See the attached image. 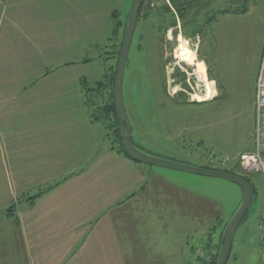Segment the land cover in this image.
<instances>
[{
  "label": "rangeland",
  "instance_id": "374dc122",
  "mask_svg": "<svg viewBox=\"0 0 264 264\" xmlns=\"http://www.w3.org/2000/svg\"><path fill=\"white\" fill-rule=\"evenodd\" d=\"M170 2L145 0L143 13L157 10ZM132 3L133 0H101V6L95 8L94 12L92 9L86 17L82 24L84 29L80 28L74 34L80 42L79 55L75 53V48L71 49L69 55L68 44L54 49L53 53L49 50L39 52L41 55H38L37 62L41 61V66L54 63L50 65L49 72L36 73L37 83L42 84L48 78L57 92L61 91L65 98L71 99L75 114L73 112L74 118L69 122L75 125L78 122L79 127H83V119L91 125L93 120L90 116L98 108L104 107L105 101L108 102L110 88L106 91L104 81L117 64L116 52L123 32L117 27L118 19H114L113 13L117 11L119 19L125 20ZM228 6L227 0H219L213 5L216 9H226ZM144 14L136 27L123 80V98L132 126L133 141L156 156L175 154L172 152L176 148L183 160L194 154L190 147H198L199 150L203 147L207 162L204 164V157L200 153L194 154L192 162L209 167L206 150L240 144L242 137L239 132L244 121L232 118L241 111L237 104L224 103L223 99L202 104L194 98L195 95L206 94V88L198 77L203 81L206 79L201 77L197 65L203 63L200 58L204 57L206 48L207 31L204 25L209 19L208 15L195 17L193 14L187 18L186 25L177 18V27L165 31L156 17L148 19ZM69 15L72 18L69 19ZM250 16L254 17L252 14ZM75 18L77 16L73 10L67 11L68 20ZM248 19L253 21L255 32L247 41L246 49L251 51L250 55L255 60L260 48L262 50L264 47V37L260 33L259 20ZM241 25L246 27V20ZM182 41L187 48L196 52V58L192 61L182 56ZM218 46L223 45L220 43ZM184 74L189 90L180 83ZM173 81L174 87L170 88ZM210 86L215 93L214 84ZM187 101L194 103L176 105ZM54 115H58L56 109ZM253 117L255 132V113L243 118L253 122ZM103 122H100L101 138L96 126H90L93 143L99 149L89 148L90 138L86 131L87 147L81 150L85 152L86 160L84 163L80 161L85 166L74 170H81L78 185L69 176L70 182L51 198L50 203L38 206L31 212H28L30 208H22V213H19L30 238L31 257L26 263L76 264L90 256L108 255L113 251L118 253V244L113 243L121 242L122 236L126 239L127 235L130 236L128 240L155 241L162 247L164 242L179 241L195 245L198 256L205 252L199 259L200 264L210 263L220 245L221 233L242 202V187L223 179L137 164L109 147L114 139L109 128L114 122ZM94 162L95 166L92 165ZM228 170L248 177L256 189L252 208L235 234L228 264H247L249 260L254 264H264L260 240H257L259 224L264 219V175H249L233 167ZM120 226L128 231L121 232ZM131 227H134L133 231ZM107 228L112 231L108 232ZM23 235L24 232L18 235L21 238L18 249H24ZM61 236H64V243L68 246L53 245L59 244L58 237ZM252 236L256 240L255 245L247 248L242 241ZM109 239L111 244L107 253H104V247L100 249L92 245ZM185 252L190 255L188 248ZM23 256H27L26 250ZM6 257L2 247L0 261Z\"/></svg>",
  "mask_w": 264,
  "mask_h": 264
},
{
  "label": "crops",
  "instance_id": "0c3cea01",
  "mask_svg": "<svg viewBox=\"0 0 264 264\" xmlns=\"http://www.w3.org/2000/svg\"><path fill=\"white\" fill-rule=\"evenodd\" d=\"M100 6L101 0H0V249L4 247L7 255L0 264H28L26 260L31 257L30 238L27 227L19 217L22 208H30L28 212H31L38 206L50 203L53 200L51 198L64 190L70 182L69 176H72V181L78 185L81 170H74L85 166L80 161L84 163L86 160L85 152L81 150L87 147V132L90 138L89 148H100L93 143L91 127L96 126L100 136L101 123L91 121L92 124L89 125L83 119V127H79L78 122L77 125L69 122L74 118L71 99L65 98L61 91L57 92L56 87L48 82V78H45L42 84L37 83L35 78L39 73L49 72L50 65L54 63L41 66V61L37 62L40 51L49 50L53 53L54 49L58 50L68 44L69 55L72 48H75V53L79 55L80 42L74 34H77L80 28L84 29L82 24L86 17L92 9L94 12V9ZM70 10L75 12L77 18L67 19V11ZM251 14L254 17L250 16ZM68 18L72 16L69 15ZM247 18L259 20V28L262 31L260 33L264 37V0H251L246 13L218 15L206 28V48L204 57L200 58L205 66V77L214 84L215 89L213 99H207L202 104L223 99L224 103L237 104L241 109L239 114L232 116L233 119L244 121V126L239 132L241 143L230 148L216 146L217 149H209L232 158H238L241 154L251 151L255 135L254 117L253 122L243 117L249 113L254 116L255 113L257 78L264 47L262 50L260 48L257 58L253 60L246 44L252 38L255 27L253 21ZM243 20H246V27L241 25ZM220 43L223 46L217 47ZM191 103L194 101L176 105ZM55 109L58 115H54ZM109 147L113 145L109 144ZM189 149L204 157L203 147L200 150L198 147ZM177 151L178 149L174 148L172 153L175 154L160 156L202 167L192 162V159H195L193 153L192 157L186 156L183 160ZM205 162L207 161L204 157V164ZM92 165L95 166V162ZM232 167H236V161L232 163ZM32 198L35 199L29 200ZM12 206L15 216L6 213ZM14 218H17L18 222H15ZM119 228L121 232L128 231L124 226ZM131 228L133 231L134 227ZM107 230L112 231L108 228ZM21 232H24V249H18L21 241L18 235ZM129 237L127 235L125 239V236H122L121 242L113 243L118 244V253L113 251L108 255L90 256L76 264H200L199 259L205 254L203 251L204 254L198 256L196 246L186 242H164L162 247L155 241H133L128 240ZM58 238L59 244L53 245L68 246L64 243V236ZM106 240L92 245L100 249L104 247V253H107L111 240ZM257 240L259 241L258 238ZM255 242L252 236L244 238L242 244L252 248ZM187 248L190 255L185 252ZM259 248L261 251L260 242ZM25 250L27 256H23ZM247 264L254 263L249 260Z\"/></svg>",
  "mask_w": 264,
  "mask_h": 264
},
{
  "label": "water",
  "instance_id": "95a60500",
  "mask_svg": "<svg viewBox=\"0 0 264 264\" xmlns=\"http://www.w3.org/2000/svg\"><path fill=\"white\" fill-rule=\"evenodd\" d=\"M142 2L143 0H133V3L128 12L123 46L117 66V73L114 86V101L117 116L119 119V130L121 134L122 143L126 152L140 164L148 165L151 167L165 168L176 172H183L203 177L223 179L242 187V202L235 214L230 219V221L226 224L220 241V248L216 264H227L231 256L235 234L242 221L245 219V217L252 208L255 194L251 183L246 178L229 173L228 171L207 169L150 154L144 149L139 148L131 140L133 138L132 126L129 123L124 104L123 80L133 37L138 24V16ZM198 79L200 82H202L199 77ZM174 83V81L170 82V88H172V86L174 87Z\"/></svg>",
  "mask_w": 264,
  "mask_h": 264
},
{
  "label": "trees",
  "instance_id": "16d2710c",
  "mask_svg": "<svg viewBox=\"0 0 264 264\" xmlns=\"http://www.w3.org/2000/svg\"><path fill=\"white\" fill-rule=\"evenodd\" d=\"M227 1L229 2V6L225 7L226 9H216L213 7V5H215L216 2H219V0H171V2L169 4L170 6L164 4L161 7H159L157 10L156 9L155 10H147L144 14L143 11L145 8V5H144L145 0H143L140 11H139L138 22L141 19L142 14H144V16L148 19L154 16L163 24L165 31H166L170 27L171 28L177 27V18L181 19L184 22V25H186L187 18H189L191 15L193 16V14L195 17H199L202 15H208L209 19L206 21V23L204 25V27L207 28L217 18L218 15H222L225 13L240 15V14L246 13L249 9L250 2H251V0H227ZM116 12L117 11H114L113 17H114V19H118L117 20V23H118L117 27L120 30L123 29V32H122V41L119 44L117 52H116V57L118 58L117 64L115 65L114 69L111 70V72L109 74V78H107L109 80L106 79V81H104L106 84L105 85L106 91L108 90V88H110V92H109L110 96H109L108 102L105 101L106 105L104 107H100V109L98 108V110H100V113H98V110H96L95 113L90 116V118H92L93 122L104 123L103 121H105V120H107V122H109V121L114 122L112 124V128H109L111 134L114 137V139L110 138V139H112V142H113L112 149L116 150L120 154H123L126 158L130 159L131 161H133L137 164H140L138 161H136L134 158H132L124 149L122 139H121L120 130H119V119L117 116L115 101H114V86H115V79H116V73H117V66H118V62H119V58H120L121 50H122V46H123L126 19H127V18H125V20H120L119 15ZM188 24H190V23H188ZM195 24L199 25L197 23H195ZM118 34L119 33L117 32V35ZM86 62H88V60H86ZM182 80L184 81L183 85H185L186 88L189 89V87L185 81L186 80L185 74L182 75ZM98 85L103 86L102 83H99ZM111 129H112V131H111ZM108 136L111 137L110 134ZM131 140L134 143L133 138ZM137 146L139 148H141L139 145H137ZM208 163L210 166L206 167L207 169L222 170L220 168L213 167L210 164L209 160H208ZM233 168L238 169L237 166L233 167ZM223 171H228L229 173L238 175L234 172L235 170H233V171L223 170ZM239 176H241V175H239ZM241 177H243V176H241ZM244 178H246V177H244ZM246 179L251 183L253 190H254V194H255L256 189H255L254 185L252 184L251 180L248 177ZM35 198L29 199V200H33ZM6 213L11 215V216H15L14 206L10 207L6 211ZM14 220H15V222H18L17 218H14ZM222 233H221L220 238L222 237ZM219 248H220V245L218 246V250H217L216 254H214L212 256L213 258H212L211 262L208 264H216L217 258H218V253H219ZM204 264H207V263H204Z\"/></svg>",
  "mask_w": 264,
  "mask_h": 264
},
{
  "label": "built area",
  "instance_id": "2783aa9c",
  "mask_svg": "<svg viewBox=\"0 0 264 264\" xmlns=\"http://www.w3.org/2000/svg\"><path fill=\"white\" fill-rule=\"evenodd\" d=\"M207 158L215 168L228 170L236 161L238 169L246 174L264 175V50L262 53L256 89L255 101V135L251 151L232 158L217 154L212 150L207 151ZM259 240L261 245L262 259L264 260V219L259 224Z\"/></svg>",
  "mask_w": 264,
  "mask_h": 264
},
{
  "label": "bare ground",
  "instance_id": "6f19581e",
  "mask_svg": "<svg viewBox=\"0 0 264 264\" xmlns=\"http://www.w3.org/2000/svg\"><path fill=\"white\" fill-rule=\"evenodd\" d=\"M180 51H181L182 56L185 57V60H187V61H192L193 59L196 58V52H193V51H191L190 48H187L183 41L180 43ZM197 67L200 68V70H201V74H200L201 77L203 79H206V81H203V80L200 79L202 81L204 87L206 88V95L205 96L195 95L194 98L196 100H198L199 102H204L207 99H211L214 96L215 93H214V91L212 89V86H210V84H212V82H209L207 80V78H205V76H204V73H205L204 72V69H205L204 64L199 62V64L197 65ZM197 75H198V72H197Z\"/></svg>",
  "mask_w": 264,
  "mask_h": 264
},
{
  "label": "flooded vegetation",
  "instance_id": "af4514ba",
  "mask_svg": "<svg viewBox=\"0 0 264 264\" xmlns=\"http://www.w3.org/2000/svg\"><path fill=\"white\" fill-rule=\"evenodd\" d=\"M186 81V80H185ZM183 83L184 81L182 80V77L180 78V83ZM186 83H187V81H186ZM189 90V89H188ZM176 91H177V89H176Z\"/></svg>",
  "mask_w": 264,
  "mask_h": 264
}]
</instances>
